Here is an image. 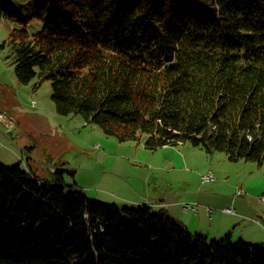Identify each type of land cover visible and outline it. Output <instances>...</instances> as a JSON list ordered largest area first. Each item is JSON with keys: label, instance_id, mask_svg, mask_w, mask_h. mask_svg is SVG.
<instances>
[{"label": "trees", "instance_id": "obj_1", "mask_svg": "<svg viewBox=\"0 0 264 264\" xmlns=\"http://www.w3.org/2000/svg\"><path fill=\"white\" fill-rule=\"evenodd\" d=\"M0 14L19 24L18 81L50 80L58 113L119 142L264 165V0L1 1ZM0 264H264V243L209 242L166 210L66 190L63 170L0 163Z\"/></svg>", "mask_w": 264, "mask_h": 264}, {"label": "rangeland", "instance_id": "obj_2", "mask_svg": "<svg viewBox=\"0 0 264 264\" xmlns=\"http://www.w3.org/2000/svg\"><path fill=\"white\" fill-rule=\"evenodd\" d=\"M1 1L17 6L26 4V0ZM32 23L39 22L34 20ZM14 27H19V24L0 14V108L7 110L12 124L8 126L0 121V163L5 166L21 164L23 167L30 164L42 176L50 172L52 167L59 165L65 169L63 174L66 190L75 181L82 188L94 187L95 189L89 191V196H93L92 199L98 202H109L94 197L95 192L102 188L100 186L110 188L116 182L115 176L109 173L126 178L129 182H142L146 177L147 169H152L148 156L155 152L147 150L143 143L119 142L116 138L105 135L98 125H88L81 115L58 113L52 99L53 86L50 80H45L41 84H37V78L28 84L18 81L15 73V57L10 50L9 41ZM5 42L6 46L1 48ZM18 107L44 109L53 117V121L57 123L55 127L58 129L55 130L44 115L20 111ZM184 145L187 147L174 153L180 152L187 159L183 166L185 175L191 180H199L198 183H191V187L193 189L201 187L212 193L202 197L207 202L205 206H209L207 210L211 208V213L213 212L215 218L218 217L222 225L217 228L207 221L199 223L193 212H190L193 217L189 216L188 220L194 225H200L204 233L210 232L209 242L225 237L229 230H232V233L231 231L229 233L233 243L241 238L249 243L264 242V229L241 211L247 205L250 207L256 205L257 210L264 217V209L258 206L264 203V165L260 166L256 162L246 160L232 162L223 152H215L213 157L209 155V159H206L204 153L207 152L201 148L190 144L176 147L180 148ZM168 154L152 156V162H157V157L162 164H166L165 167H168L164 159ZM177 158L180 159V156ZM49 162L54 166L47 169L45 166H49ZM208 169L215 172L216 181L202 180L203 173L213 172ZM161 170L168 173L163 168ZM56 171L57 169L54 173ZM175 173L182 175L181 172ZM179 186L180 191L187 187L184 181H181ZM240 189L243 191L242 195H238ZM215 198L219 199L218 203H215ZM103 199L113 200L107 197ZM116 203L120 206L124 205L122 202ZM226 207L235 208L237 214L241 215L240 222L234 229L226 220V217H234L233 214H227L230 212L226 211ZM226 226L232 227L223 232L222 229ZM190 229L195 232V229L191 227Z\"/></svg>", "mask_w": 264, "mask_h": 264}, {"label": "crops", "instance_id": "obj_3", "mask_svg": "<svg viewBox=\"0 0 264 264\" xmlns=\"http://www.w3.org/2000/svg\"><path fill=\"white\" fill-rule=\"evenodd\" d=\"M141 143H143V142H141ZM144 146H145V144H144ZM176 146H181V144L165 145V146L159 147V148L154 149V150L149 149L145 146V148L147 150L153 151L155 153H151V155L148 156L149 162L152 164V169H147L146 177L142 180V182H138V181L137 182H129V180L126 178H122L116 174L109 173V174L115 176L116 182L110 188L105 187V186H100L102 188H99L95 192L96 194H94V197L98 200L109 201V203L122 202V203H124L123 206H125V205L149 204L154 209H158L162 206L174 218L183 221L189 228L191 227V228L195 229L196 233H201L203 235L207 233L205 236H207V238H208V235L210 234V232L204 233L203 232L204 230L201 228L200 225H194L190 222L191 220H188L189 216L193 217L192 213L185 212L182 209V203L184 201L197 202L199 204L198 212L193 213V214H196L195 217L197 218L198 222L200 223L201 221H207L211 226L216 225L217 228H219V226L222 225V222H220L218 220V217L215 218L213 216V212L211 213L207 210V207H209V206H205V203H207V202L202 197L203 195L212 194V193H209V191H205L201 187H199L197 189H193L191 187V183L192 184L198 183L199 180H197V181L191 180L188 175H185V171H184L183 166L186 164L187 159L184 158V156L180 152L174 153L176 151H181L182 149H184L187 146L184 145L180 148L176 147ZM198 148H200V147H198ZM204 152H206V151H204ZM148 154H150V153H148ZM158 154H168L167 156L164 157L165 161L168 164V167H165L166 164H162L161 161L157 157H156L157 162H155V163L152 162V156H156ZM209 155H211V157L214 156V154H210L208 152L204 153V156L206 159H209ZM177 156H180V159L177 158ZM49 164H50L49 166H45L47 169L49 167L51 168L53 165L50 162H49ZM161 168L166 170L169 174L163 172L161 170ZM56 169H63V168L59 165L54 166L51 168V170H49L50 172H46V174L43 176L51 178ZM208 170H212V169H208ZM175 172H181L182 175L179 176ZM213 173L215 175L214 171H213ZM37 174H38V172H37ZM40 176H42V175H40ZM178 177H180V178H178ZM181 181H184L185 185L187 186L186 189H184L183 191H180L179 183ZM83 189L89 195V191H92L95 188L94 187H86ZM92 197L93 196H91V198ZM104 197L112 198L113 200L103 199ZM215 199H216L215 203H218L219 199L218 198H215ZM112 201H114V202H112ZM116 204L119 205L118 203H116ZM244 204H246V203H244ZM258 206L261 209H264V203H260V205H258ZM235 211H236V209H235ZM241 211L243 214L248 215L250 218H253L255 220V222H257L264 229V217L262 216V213L257 210L256 205H255V207L254 206L250 207L249 205H247V207L245 209H241ZM227 214H233V216H234V217H226V220L229 221L230 225H233V227L232 226H226L222 229L223 232L227 231L231 227H232V229H234V227L236 225H238L240 222L239 216H241V215L237 214V211H236V213H227ZM229 231H231V233H232V230H229ZM229 231H227L226 234L224 233L225 236L230 234ZM241 239L244 240V238H241ZM259 243H264V242H259Z\"/></svg>", "mask_w": 264, "mask_h": 264}, {"label": "bare ground", "instance_id": "obj_4", "mask_svg": "<svg viewBox=\"0 0 264 264\" xmlns=\"http://www.w3.org/2000/svg\"><path fill=\"white\" fill-rule=\"evenodd\" d=\"M6 99V98H5ZM2 100L3 101H5L4 100V98H2ZM23 109H26V108H23ZM18 110H22V108H20V107H18ZM25 112H28V111H25ZM38 114V113H37ZM48 119V118H47ZM0 121H2V122H4V123H6L8 126H10V125H12V124H10L11 123V117H10V114L8 115L7 114V110H5L4 108H0ZM56 125V124H55ZM54 128H55V126H54ZM202 149V148H201ZM204 150V149H203ZM215 152H213V153H211V154H214ZM28 167H30V168H32L33 169V167H31L30 166V164H28L27 165ZM33 170H35V169H33ZM60 170H63V172L65 171V169H60ZM35 172H36V170H35ZM205 174L206 173H204L203 175H202V180H203V177L205 176ZM63 181H64V185H66V181H65V178H64V174H63ZM73 184H76V187H78L79 189H81V190H83L84 192H85V190L82 188V187H80L78 184H77V182L75 181ZM86 193V192H85ZM86 195H88L87 193H86ZM89 196V195H88ZM90 197V196H89ZM149 205V204H148ZM198 206H199V204L197 203V202H193V201H184L183 203H182V209L185 211V212H193V213H197L198 212ZM156 211H165V209L161 206L160 208H158V209H155ZM171 215V214H170ZM172 216V215H171ZM176 219V218H175ZM177 220H179V219H177ZM181 221V220H180ZM182 223H184L183 221H181ZM185 224V223H184ZM186 225V224H185ZM187 226V225H186Z\"/></svg>", "mask_w": 264, "mask_h": 264}, {"label": "water", "instance_id": "obj_5", "mask_svg": "<svg viewBox=\"0 0 264 264\" xmlns=\"http://www.w3.org/2000/svg\"><path fill=\"white\" fill-rule=\"evenodd\" d=\"M22 110L23 111H28V112H31V113H38V114L44 115L45 117L48 118V121H50V123H51L53 128H54V126L57 125V123H55L53 121V117L51 115H49L48 113H46V111L44 109H41V108H37V109L26 108V109H22ZM54 129L57 130L58 128L55 127Z\"/></svg>", "mask_w": 264, "mask_h": 264}, {"label": "built area", "instance_id": "obj_6", "mask_svg": "<svg viewBox=\"0 0 264 264\" xmlns=\"http://www.w3.org/2000/svg\"><path fill=\"white\" fill-rule=\"evenodd\" d=\"M216 179L215 175L213 172L211 171H208L205 176L203 177V180L206 181V182H209V181H214ZM243 194V191L240 189L239 192H238V195H242ZM208 211L211 212L212 209L211 208H208ZM227 212H230V213H235V209L234 208H227L226 209Z\"/></svg>", "mask_w": 264, "mask_h": 264}]
</instances>
